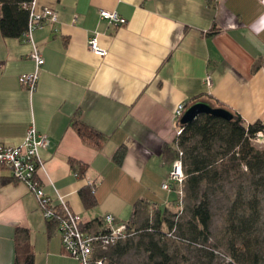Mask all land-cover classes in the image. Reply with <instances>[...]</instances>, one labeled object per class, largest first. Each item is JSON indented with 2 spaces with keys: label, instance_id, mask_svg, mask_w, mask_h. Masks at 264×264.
Returning <instances> with one entry per match:
<instances>
[{
  "label": "crops",
  "instance_id": "0c3cea01",
  "mask_svg": "<svg viewBox=\"0 0 264 264\" xmlns=\"http://www.w3.org/2000/svg\"><path fill=\"white\" fill-rule=\"evenodd\" d=\"M35 4L55 10L57 20L45 19L29 37L0 34V143L18 144L29 126L46 134L36 177L46 195L63 196L90 229L101 226L97 219L104 214L140 223L146 209L170 204L151 198L160 191L171 195L161 183L177 154V104L203 99L245 123L264 118V0ZM101 9L126 23L109 24ZM92 35L105 56L87 49ZM33 48L44 62L29 92L19 76L34 69ZM73 118L102 134L101 148L81 140ZM120 148L125 152L117 163ZM71 160L85 165L84 174ZM91 183L96 204L86 207L79 191ZM136 202L142 208L132 217ZM17 228L27 230L32 264H77L63 252L34 194L0 166V264H14Z\"/></svg>",
  "mask_w": 264,
  "mask_h": 264
},
{
  "label": "trees",
  "instance_id": "16d2710c",
  "mask_svg": "<svg viewBox=\"0 0 264 264\" xmlns=\"http://www.w3.org/2000/svg\"><path fill=\"white\" fill-rule=\"evenodd\" d=\"M31 1L0 0V34L3 37L17 38L24 35L29 12L26 5ZM217 107L221 106L218 104ZM232 114L231 120L201 114L190 123L180 124L182 131L176 138L175 158L180 151L185 176L181 185L182 193L179 194V187L173 184L170 191L176 196L168 206H154L156 208L152 210V220L147 217L140 224L128 222L133 234L95 254L94 260L101 257L105 260L104 264H119V259L132 248L135 238L140 236L136 246L143 248L146 253L142 264H178L167 239L195 248L199 253L194 264H264V221L261 210V195L264 193V145L252 143L257 133L264 135V118L245 123L238 114ZM73 127L85 144L101 148L100 132L76 118H73ZM124 152L123 148L118 149L114 161L120 163ZM71 165L80 175L84 174L85 165L74 160H71ZM225 185L231 187L235 197L224 219L227 254L223 255L219 250L204 244L208 241L211 223L207 194L222 190ZM93 191L92 183L79 191L86 207L96 204ZM182 194L185 198L182 211L184 209L187 220L179 223L169 215L177 216L179 213L181 208L176 205L181 202ZM141 206L142 202L133 204L132 217L136 216ZM46 221L55 226L54 219ZM97 221L101 222V226L93 230H100L102 227L101 219ZM82 227L90 229L83 224ZM220 255L223 260L215 263ZM203 258L207 262H202ZM14 264H32L28 233L22 228H17L14 232Z\"/></svg>",
  "mask_w": 264,
  "mask_h": 264
},
{
  "label": "built area",
  "instance_id": "2783aa9c",
  "mask_svg": "<svg viewBox=\"0 0 264 264\" xmlns=\"http://www.w3.org/2000/svg\"><path fill=\"white\" fill-rule=\"evenodd\" d=\"M215 2L217 0H211ZM27 30L23 36L29 37L31 31L45 19L50 23L57 20V13L49 7L36 8L35 0L28 5ZM99 15L109 24L121 26L126 20L114 11L99 10ZM87 49L97 55L105 56L106 51L102 48L95 35L87 40ZM34 61V69L19 76L20 84L29 92H32L39 78V70L44 62L38 51L33 48L29 54ZM205 83H210V76L206 75ZM186 107L185 102L177 104L173 110V116L180 118ZM182 131L179 125L176 135ZM47 145V136L38 132L33 126H29L22 140L15 145L0 143V166L9 169L11 177L21 182L34 194L38 206L45 220L54 219L55 228L59 234L63 252L76 260L77 264H104V258L98 257L94 260L95 254L107 249L116 241L124 240L133 233L130 232L128 222L116 221L111 214H104L101 218L102 227L100 230L85 229L78 213L73 211L63 196L50 197L46 195L37 179V170L41 166L39 151ZM181 152L173 159L171 169L166 179L161 183V188L167 191L171 186L179 187L178 193H182L181 185L184 180V172L181 163ZM76 175V174H75Z\"/></svg>",
  "mask_w": 264,
  "mask_h": 264
},
{
  "label": "rangeland",
  "instance_id": "374dc122",
  "mask_svg": "<svg viewBox=\"0 0 264 264\" xmlns=\"http://www.w3.org/2000/svg\"><path fill=\"white\" fill-rule=\"evenodd\" d=\"M252 143L257 146H263L264 135L261 132L257 133L254 139H252ZM168 192H171L169 193L171 195H168L166 191L157 192L156 195L151 198V201L156 203H161L165 199L172 200L173 198H175L176 194L173 191H168ZM207 197L209 199L210 210H211V223H210V230L208 233V241L204 245L211 246L214 249L219 250L221 254L223 253L227 254L226 246H225V238H224V226H225L224 219L226 212L235 196L232 193L231 187L229 185H225V187L222 190L210 191V193L207 194ZM181 199H180L181 202L176 205L177 208H181L178 211L179 213L177 214V216H175L174 214L169 215L170 218L178 221L179 223L185 222L187 220L184 209L182 211V208L185 204V198L183 194L181 195ZM261 210H262V219L264 221V193L261 195ZM147 217H149L150 220L154 218V214L149 209H146V211L144 212L143 219H141V222H143L144 218ZM128 219L129 216L125 218L126 221H128ZM139 239L140 236L135 238V240L133 241L132 248L119 259V264H142L145 261L146 253L144 252L143 248H139L138 246H136V244H138L139 242ZM167 240L171 245L170 250L172 254H174L176 263L178 264L195 263L196 255L199 253L195 248L171 239H167ZM105 256L107 261L108 260L107 253ZM222 260L223 257L220 255L218 256V258L215 259V263L221 262ZM202 262H207V259L203 258Z\"/></svg>",
  "mask_w": 264,
  "mask_h": 264
},
{
  "label": "water",
  "instance_id": "95a60500",
  "mask_svg": "<svg viewBox=\"0 0 264 264\" xmlns=\"http://www.w3.org/2000/svg\"><path fill=\"white\" fill-rule=\"evenodd\" d=\"M201 114H211L231 120L233 118L232 112L223 107H216L209 103L207 100L198 99L188 104L182 112L179 122L180 124H187L195 120Z\"/></svg>",
  "mask_w": 264,
  "mask_h": 264
}]
</instances>
